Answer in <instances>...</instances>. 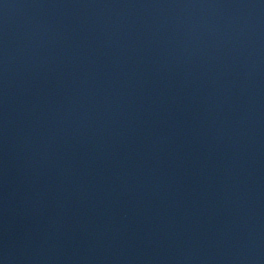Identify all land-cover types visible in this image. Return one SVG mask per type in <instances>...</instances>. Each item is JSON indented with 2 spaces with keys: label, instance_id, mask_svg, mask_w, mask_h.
I'll list each match as a JSON object with an SVG mask.
<instances>
[{
  "label": "water",
  "instance_id": "1",
  "mask_svg": "<svg viewBox=\"0 0 264 264\" xmlns=\"http://www.w3.org/2000/svg\"><path fill=\"white\" fill-rule=\"evenodd\" d=\"M0 264H264V0H0Z\"/></svg>",
  "mask_w": 264,
  "mask_h": 264
}]
</instances>
